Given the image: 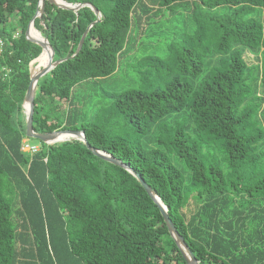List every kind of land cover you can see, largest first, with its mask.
Listing matches in <instances>:
<instances>
[{
    "label": "trees",
    "instance_id": "1",
    "mask_svg": "<svg viewBox=\"0 0 264 264\" xmlns=\"http://www.w3.org/2000/svg\"><path fill=\"white\" fill-rule=\"evenodd\" d=\"M39 1L0 0V264H187L134 173L81 139L23 150ZM64 1L101 19L49 0L35 19L61 60L38 83L35 131H84L129 165L201 264H264V0Z\"/></svg>",
    "mask_w": 264,
    "mask_h": 264
},
{
    "label": "water",
    "instance_id": "2",
    "mask_svg": "<svg viewBox=\"0 0 264 264\" xmlns=\"http://www.w3.org/2000/svg\"><path fill=\"white\" fill-rule=\"evenodd\" d=\"M46 1L47 0H40L39 1L38 10H37L36 14L34 15V17L32 18V20L30 21L28 28L26 30V39L33 42V43L40 45L43 48L44 53L40 58L47 56L46 64H43V65H41V67L39 69L32 71L31 81H30L28 90H27L26 95H25L23 106H24V108L26 110V114H27V119H26L27 120V127H26L27 136L29 138L37 139V140H40V141L47 143V144H55V143H59V142L68 141L71 139H81L82 141H84L86 143L87 147L96 156L101 157L107 161L113 162L115 164H118V165L128 169L132 173H134L136 175V177L139 179V181L141 182V184L144 186V188L146 189L148 194L151 196V198L154 200V202L158 205V207H159V209H160V211H161V213L165 219V222L167 224L170 235L172 236L175 243L177 244L181 254L183 255V257L186 261V263L187 264H201L200 261L198 260V258L196 257V255L194 254L193 250L191 249V247L187 243L186 239L179 232L177 226L175 225V223L171 219L170 214L168 212V207L164 204V202L162 201L160 196L152 189V187L150 185H148V183L141 177V175L136 173L129 165H126L123 161L117 159L116 157H113L112 155L108 154L105 151H102V150H99V149L92 147L89 144L84 131L73 130V129L55 130V131L46 132V133H37L35 131V129L33 127V123H34V112H35V95H36L38 83L43 76H45L47 73H49L56 65H58L61 62V60H54V57H55L54 48L50 44L49 40L46 37H43L42 34L35 28V19L37 17H40L43 15ZM49 1L52 3H55L59 7L73 9L76 11L79 10L80 8H82L83 6L88 5V6L92 7L97 14V21L96 22H99L101 19V12H100L99 8L96 7L94 4H91V3L72 4V3H68L64 0H49ZM96 22H94L92 25H94ZM32 30L33 31L35 30L40 35V37H34L32 34ZM87 33H88V30L83 35V37L80 41L79 47H78V51L76 54H78V52L81 50ZM36 67H37V65H36ZM61 135H65V136H67V138L61 139L60 138Z\"/></svg>",
    "mask_w": 264,
    "mask_h": 264
},
{
    "label": "rangeland",
    "instance_id": "3",
    "mask_svg": "<svg viewBox=\"0 0 264 264\" xmlns=\"http://www.w3.org/2000/svg\"><path fill=\"white\" fill-rule=\"evenodd\" d=\"M192 6V8L194 7V5H191ZM190 6V7H191ZM181 9L182 8H178L177 10H179L178 11V13H177V15L178 14H180V11H181ZM200 10V9H199ZM235 9H234V7H231V6H227V5H224V6H220V7H216V8H214V9H211V10H209V9H206V13L207 14H209V15H211V16H214V17H221V16H224V15H226V14H231L233 11H234ZM188 11H190V10H188ZM201 11V10H200ZM154 12L155 11H153V15H154ZM191 14H192V11H191ZM174 17L176 18V15L174 14ZM181 14H180V19H181ZM164 17L163 16H160V15H158V16H154V19H155V21H160V20H162ZM170 18H172L173 19V16L172 17H170ZM174 18V19H175ZM185 24H187L186 22H185ZM176 25V21H172L171 22V24H168L167 26H170L171 28H173L174 26ZM178 26L179 27H181L182 26V23H179L178 24ZM178 32L179 33H181V31H179L178 30ZM142 36L143 37H146V34H142ZM156 45H157V47L155 48V51H157V52H159V48L158 47H160L161 48V45L162 44H164V48H165V44H166V40L164 41L163 39H160L157 43H155ZM166 49V48H165ZM165 49H163V51L161 52V55L163 56V55H165L164 54V52H166L165 51ZM146 52V51H145ZM151 52V51H150ZM154 52V51H153ZM245 61H246V63L249 65V66H251V64H252V60H253V57H254V55H253V52H249V49L246 47L245 48ZM141 53V49H136L135 51L133 50L128 56L130 57V60L131 61H134V59L139 55ZM160 53V52H159ZM43 58V57H42ZM42 58H40L39 60H38V64H37V67L36 68H34V70H36V69H39L40 67H41V64H42V62H41V60H42ZM206 61H208V59H206ZM251 62V63H250ZM207 63V62H206ZM39 66V67H38ZM128 71L127 70H125V72L124 71H120L119 72V74H116V75H114V76H111V77H108V78H106L105 80H103V83L101 84V87H105L106 89H110V84L112 83L113 84V86L114 87H121V86H123L124 84H126V83H124L122 80H121V78L122 77H124V76H127L125 79H123V80H130L131 78H132V76L130 75V76H128L127 74H130L129 72L127 73ZM78 91H79V93L82 91V89H80V87L79 88H77L76 89V93H78ZM259 94H262V90L261 89H259ZM96 99V98H95ZM84 100L85 99H83V100H81L80 101V105H82L83 104V102H84ZM98 100H99V98H98ZM77 101V100H76ZM84 104H87V101H85V103ZM90 107H92L93 106V104H90L89 105ZM30 139H32V138H30ZM35 141H37V139L35 140V139H32V142L33 143H36Z\"/></svg>",
    "mask_w": 264,
    "mask_h": 264
},
{
    "label": "built area",
    "instance_id": "4",
    "mask_svg": "<svg viewBox=\"0 0 264 264\" xmlns=\"http://www.w3.org/2000/svg\"><path fill=\"white\" fill-rule=\"evenodd\" d=\"M40 149V145L36 143H32L29 139L24 140L23 150L27 153L34 154L38 152Z\"/></svg>",
    "mask_w": 264,
    "mask_h": 264
},
{
    "label": "bare ground",
    "instance_id": "5",
    "mask_svg": "<svg viewBox=\"0 0 264 264\" xmlns=\"http://www.w3.org/2000/svg\"><path fill=\"white\" fill-rule=\"evenodd\" d=\"M32 32H33L37 37H40V35H39L35 30H34V31L32 30ZM45 58H47V56H44V57L42 58V60L45 59ZM62 136H65V135H61L60 138H61Z\"/></svg>",
    "mask_w": 264,
    "mask_h": 264
}]
</instances>
